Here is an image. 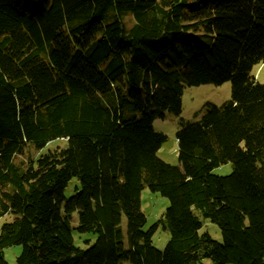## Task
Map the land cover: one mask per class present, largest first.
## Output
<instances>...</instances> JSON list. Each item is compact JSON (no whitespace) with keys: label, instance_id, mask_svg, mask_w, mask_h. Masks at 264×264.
<instances>
[{"label":"trees","instance_id":"1","mask_svg":"<svg viewBox=\"0 0 264 264\" xmlns=\"http://www.w3.org/2000/svg\"><path fill=\"white\" fill-rule=\"evenodd\" d=\"M263 62L264 0H0V264L13 245L18 264H264ZM227 81L229 101L181 123L179 165L162 160L155 120ZM146 187L170 201L147 229Z\"/></svg>","mask_w":264,"mask_h":264},{"label":"rangeland","instance_id":"2","mask_svg":"<svg viewBox=\"0 0 264 264\" xmlns=\"http://www.w3.org/2000/svg\"><path fill=\"white\" fill-rule=\"evenodd\" d=\"M126 22L132 23L131 17L126 16ZM253 75L260 83H264V62L255 66L253 69ZM232 96V83L227 81L222 85H215L212 83L201 84L195 86H187L184 89L182 99V112L180 115L172 112H165L164 118H159L154 122L155 130L159 133H163L167 136L166 141L163 143L161 149L158 152L159 157L165 162L173 165H179V143L177 139V133L181 128L182 122L195 121L200 119L204 114V107L207 103H213L216 105H222L229 101ZM67 146L64 140H54L50 142L41 152H36L32 148L27 150L24 155L19 156L17 161L25 160L34 156H39L42 152H46L48 149ZM232 163H226L220 167L214 169V173L217 175H228L232 172ZM76 185H80L79 180L74 178L73 181L66 189V195L70 196L76 192ZM170 201L168 198L163 197L160 193L152 192L149 188H144L141 195V208L143 213L147 217L146 229L154 225L163 215ZM75 224L78 223V216L75 213ZM15 218L13 213H7L0 218V229L6 222H11ZM203 227L200 233H209L215 240L222 242L223 235L217 224L209 219L203 217ZM124 226L126 220L123 221ZM74 237L76 243L82 248H87L89 244H92L96 240V235L92 233L79 234L74 230ZM170 238V234L159 229L154 237V245L163 250ZM89 242V243H88ZM23 250L22 245H13L6 248L5 257L9 264H18L17 258ZM210 264V260H206Z\"/></svg>","mask_w":264,"mask_h":264},{"label":"crops","instance_id":"3","mask_svg":"<svg viewBox=\"0 0 264 264\" xmlns=\"http://www.w3.org/2000/svg\"><path fill=\"white\" fill-rule=\"evenodd\" d=\"M158 119H159V118H158ZM156 120H157V119H156ZM156 120H155V121H156Z\"/></svg>","mask_w":264,"mask_h":264}]
</instances>
